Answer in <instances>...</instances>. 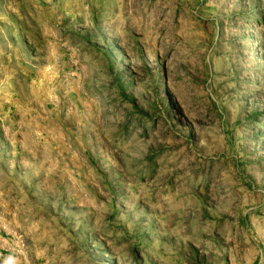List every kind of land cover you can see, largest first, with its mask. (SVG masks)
<instances>
[{"label": "rangeland", "instance_id": "obj_1", "mask_svg": "<svg viewBox=\"0 0 264 264\" xmlns=\"http://www.w3.org/2000/svg\"><path fill=\"white\" fill-rule=\"evenodd\" d=\"M0 264H264V0H0Z\"/></svg>", "mask_w": 264, "mask_h": 264}]
</instances>
